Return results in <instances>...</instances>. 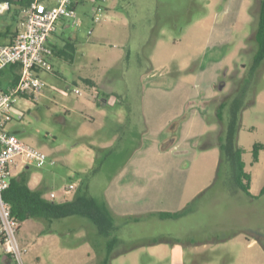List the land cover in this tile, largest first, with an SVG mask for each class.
Instances as JSON below:
<instances>
[{
  "label": "rangeland",
  "instance_id": "374dc122",
  "mask_svg": "<svg viewBox=\"0 0 264 264\" xmlns=\"http://www.w3.org/2000/svg\"><path fill=\"white\" fill-rule=\"evenodd\" d=\"M122 1L102 4L112 8L111 16L126 13ZM128 1L145 27L154 22L155 0ZM157 6L154 36L164 45L144 52L156 49L159 61L149 64L139 49L129 55L115 39L122 23L111 16L95 24L112 34L88 47L86 69L66 72L56 60L52 70L41 71L42 93L16 100L23 119L8 129L57 161L31 167L44 178L48 195L53 191L64 200L65 187L78 179L69 199L81 188L114 212L111 235L120 242L111 264H264V195L248 197L235 183L228 155L220 162V144L242 147L252 192L260 194L264 150L251 165L253 146L264 144V59L257 63L254 41L259 0H158ZM206 15V24H197ZM79 76L101 84L95 89L99 99ZM188 204L191 212L183 217L159 218L161 211ZM29 227L33 239L20 241L25 264L99 263L97 235L85 217L52 225L31 219Z\"/></svg>",
  "mask_w": 264,
  "mask_h": 264
},
{
  "label": "built area",
  "instance_id": "2783aa9c",
  "mask_svg": "<svg viewBox=\"0 0 264 264\" xmlns=\"http://www.w3.org/2000/svg\"><path fill=\"white\" fill-rule=\"evenodd\" d=\"M86 0H60L56 6L48 7L45 0H32L31 4L22 8V30L10 45L0 46V70L11 65H19L20 79L7 92L0 91V248L15 264H25L27 249L19 240L20 224L12 216L11 206L5 200L4 193L10 187L11 179L16 172L28 167L43 168L54 166L57 161L49 154L26 144L20 137L8 129V124L23 119V113L16 109L18 98L36 99L45 86L39 77L41 71L52 70L54 49L48 44L50 36L64 20H70L76 27L80 20L75 11L76 3ZM92 1V21L94 24L105 22L111 16L99 0ZM12 4L9 0L0 1V16L9 11ZM92 30L89 34H92ZM89 86V85H88ZM94 100L99 95L95 87L89 86ZM75 94L84 96V92L75 89ZM76 175L73 174L72 177ZM79 180L70 182L65 187L69 199L78 188ZM55 192L50 199H56Z\"/></svg>",
  "mask_w": 264,
  "mask_h": 264
},
{
  "label": "trees",
  "instance_id": "16d2710c",
  "mask_svg": "<svg viewBox=\"0 0 264 264\" xmlns=\"http://www.w3.org/2000/svg\"><path fill=\"white\" fill-rule=\"evenodd\" d=\"M6 1V0H0ZM11 4H15L14 0H9ZM32 0H21L18 10L30 5ZM254 41L257 45V63L264 59V0H259L258 6V24L254 33ZM54 54L57 53L54 49ZM19 65H11L5 67L0 71V86L2 85L3 77L7 75H14L11 87H14L20 79ZM2 76V77H1ZM84 82L89 86H94V82L89 79H84ZM95 87V86H94ZM10 89L4 90L0 87V91L7 92ZM102 105V103L100 104ZM224 108V105H220ZM219 117L220 114L218 112ZM221 148V161L224 155L231 160L234 167V179L238 188L244 192L250 198L257 199L264 194V187L259 195H254L251 192L252 186V174L246 171V164L243 161V155L245 153L242 147L233 148L226 144H220ZM264 150V144L257 143L252 149V162L254 166L259 162L260 153ZM51 156V155H50ZM52 157V156H51ZM31 167L25 168L18 173L10 181V187L4 193L5 200L11 206L12 216L21 225L28 220L36 219L46 222L52 225L54 221L64 219L70 216H82L89 220L93 230L97 235L95 242L96 250L101 254L98 264H111L113 252L120 242V240L112 236L113 226L116 222L114 212L108 207L105 201H97L86 197V193L80 188L78 193L72 198L67 200L58 201L56 199H50L46 196L47 188L32 189L29 185ZM76 178V177H75ZM191 212V205L177 212L162 211L159 212V218L161 219H178ZM131 220V219H130ZM135 222H139L140 217L133 219ZM94 241V240H93ZM259 242L264 247V241L259 239ZM153 244H157L158 241H153ZM6 256V255H5ZM7 258L11 259L9 256Z\"/></svg>",
  "mask_w": 264,
  "mask_h": 264
},
{
  "label": "crops",
  "instance_id": "0c3cea01",
  "mask_svg": "<svg viewBox=\"0 0 264 264\" xmlns=\"http://www.w3.org/2000/svg\"><path fill=\"white\" fill-rule=\"evenodd\" d=\"M14 1H15V4L12 5L11 9L0 16V46L12 44L16 40V38L19 36L22 30V14H21V11L18 10L21 0H14ZM59 1L60 0H45L46 5L48 7L56 6L59 3ZM99 2L101 4L109 2L111 6V0H99ZM157 4H158V0H155V5H154L155 9L153 10V18H154L155 25H154V22H152L151 25L147 27H145V25L143 24L142 15H140L136 11H132L131 4L129 3L128 0L122 1L121 5L119 4L121 8H124L126 13L115 11L113 12V15H111L114 21L116 22V24L122 23V28H120L119 36H118L120 39L118 38H115V39L122 42V44L128 49L129 55L132 54V51L134 49H137V50L139 49L141 54L144 56V58L147 59L148 63L151 65L159 61L154 54L156 49H154L153 52L150 53L149 55L146 52H144V49H148L151 47L154 48L156 46L158 47L160 44L164 45L163 40H161L163 43H159V40L157 41L156 36H154V32L156 30V24H157V17L159 14V12L157 13V7H158ZM93 5L94 3L92 1H87V0L82 1L80 3H76L75 11L80 20V26L76 27L75 25L72 24L70 20H64L59 24L57 31L53 33L49 38L48 44L51 47H53V49H56L57 51V53H55L54 56L52 57L51 62L54 64L60 61L61 62L60 65L62 66L63 70L66 72H70V71L74 72L77 70L81 72L82 69H86V64L84 63V59L86 55H91L92 53L91 50L88 49L89 46H92L93 44L92 42L99 41L101 39L110 40L109 35H111L112 32L110 31L109 27H104V28L101 27V29H98L97 25H95L92 21L91 9ZM119 5L117 7H120ZM105 7L107 8V10H109L108 12L112 10V8L109 7V5H106ZM117 17H119V19L121 20H116ZM209 18L211 17L209 15H206L205 17H202L197 22V24L204 25L206 24L205 22L209 20ZM127 27H129L131 30L130 32H128L129 35L126 32L128 30ZM90 30L93 31L91 35L89 34ZM155 43L156 45L154 46ZM136 46L138 48H135ZM97 59L100 62V59L99 58ZM162 66L164 68H167L168 63L165 62L162 64ZM13 77L14 75H7L5 76V78L3 77L4 82L2 83L0 87L4 88V90L10 89L11 82L13 81ZM79 77L81 78V76ZM81 79H84L83 76ZM86 79L93 81L95 88H98V86L101 85L94 78H86ZM104 94L107 95L106 92L102 93L101 95H104ZM98 95L100 96V93H98ZM99 98L100 97H98V99ZM103 101L105 103L103 102L102 105L105 106L107 101L105 98L103 99ZM170 141H171V146L168 147L167 150H164V148H162V151H168L173 145L176 144V142L178 141V138L177 137L173 138ZM30 175H31V178H30L29 185L32 189L48 187L47 183L45 182L42 176L32 173V172H30ZM75 175H76L75 177H77V174ZM81 182L84 183V180L82 178H81ZM252 189H253V176H252L251 192H252ZM252 194L254 193L252 192ZM49 195L46 194V196L50 198ZM254 195H257V194H254ZM56 200H57V197H56ZM58 201H62V200H58ZM25 223L21 225L20 230H19V238H20L19 240L24 244L28 243L31 239H33L31 238V232L34 231L31 229V227H29L28 229H25L24 228ZM36 230L39 231V233L42 232L38 228H36ZM40 235L42 236V234H39V236ZM44 237L45 236H42L43 241H44ZM55 244H56V241H55ZM248 245L249 246L256 245V240L250 242V244ZM261 246L263 247L262 244ZM179 253L181 255L185 254L184 251L179 252ZM36 259L38 262H41V257L39 254H37ZM0 264H15L12 259L7 258L3 254V251L1 250V248H0Z\"/></svg>",
  "mask_w": 264,
  "mask_h": 264
}]
</instances>
